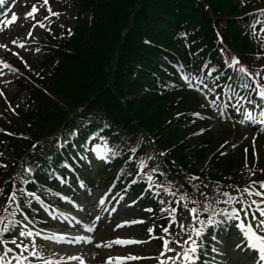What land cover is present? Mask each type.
Returning a JSON list of instances; mask_svg holds the SVG:
<instances>
[{"label": "trees", "instance_id": "obj_1", "mask_svg": "<svg viewBox=\"0 0 264 264\" xmlns=\"http://www.w3.org/2000/svg\"><path fill=\"white\" fill-rule=\"evenodd\" d=\"M69 1L79 11L76 27L50 47L54 54L49 62H58L48 77L37 80L40 86L32 84V101L39 104L24 119L39 139L64 137L66 128H76L84 136L105 120L126 149L135 148L145 158L153 155L161 169L174 164L173 172L197 174L205 164L226 176H238V154L220 157L210 150L211 133L193 136L200 123L185 111L190 95L158 88L161 81L177 79L175 71L169 73L168 62L176 52L168 50L176 49L171 38L175 29L184 59L199 51L194 25L196 35L203 37L199 42L206 47L204 53H239L249 47L239 26L249 7L234 0ZM159 152L164 154L161 158Z\"/></svg>", "mask_w": 264, "mask_h": 264}, {"label": "rangeland", "instance_id": "obj_2", "mask_svg": "<svg viewBox=\"0 0 264 264\" xmlns=\"http://www.w3.org/2000/svg\"><path fill=\"white\" fill-rule=\"evenodd\" d=\"M8 1L4 7H2L3 4H0V27H5L7 30L12 31L24 19L28 21L23 35L20 34L19 37L13 38L8 37L6 41L0 39L3 41V43L0 42V45H4L0 47V93L7 104L11 103V108L17 109L22 107L27 100L28 91L26 89L19 91L14 86L15 80L19 79V73L10 65L7 59L14 58L19 60L26 67H32L36 74L42 72V67L45 63L43 62L44 55L40 45L44 40L43 38L50 35L52 37L57 36L58 38H62L61 33L63 30L74 27L76 23V10L72 6L66 5L62 0H48L47 4H44V2L36 3L37 0ZM33 5L36 6L38 11L29 17L27 13L31 11ZM216 5L219 6L217 3ZM49 8L51 12L58 13V15H51L48 11ZM14 14L17 19L13 23L7 24L9 26H6L4 21L11 20ZM41 24L43 27H41ZM56 62L57 59H55L54 64ZM44 69L47 72L45 74L49 75V71L53 69V66L49 68L48 66H44ZM184 106L186 109L199 110L198 106L191 102H187ZM1 113L5 114V109L0 100V117ZM48 113H52L50 109H48ZM7 120L5 117L0 118V121L5 124H8ZM14 123L20 127L19 123L16 121ZM213 129L215 133L213 137L214 144L210 150L219 148L226 135L229 140L241 137L245 139L241 130H237L234 125L227 127L220 125L215 126ZM224 134H226L225 137H223ZM246 137L251 138L254 136L247 135ZM249 147H251L249 150L253 154L254 161H248V163L251 165L252 170H257L256 179H262L263 177L261 175L264 174V145L257 142L255 148L248 144L247 148ZM4 149L2 148V153L5 155L7 153ZM240 166L241 168L247 169L245 164H239L236 168H240ZM91 175L93 187L91 190L84 188L83 200L82 202H78V209L80 208L85 211H94L93 207L98 205L107 193L106 188L102 186V181L97 183L95 172L91 173ZM135 202H120L122 205L116 206V210L119 213L115 215V223L103 233L95 235L92 242L78 240L81 235L79 234L80 230H76L75 233H69L73 238H66V242L48 246L47 255H50L51 258L58 259H62L64 256L79 257L84 261V264H159V260H163L165 257L173 255V253L165 251L164 245H160L155 240L156 236L154 233L159 227L158 221L154 218V211H139V203ZM79 216L81 218L83 217L81 215ZM178 228L179 232L175 234V238L181 240L182 233H185L183 222L178 223ZM161 232L164 236H169L170 234V231L165 232L161 230ZM118 240L132 241V243H116ZM172 245L181 249L180 245L177 246V242L174 239L170 241L168 246L171 247ZM228 249V244L224 243L221 252L225 254V257ZM161 252H164V256H161ZM250 252L251 250L248 253ZM233 253L235 255L231 257L233 258V262L238 260L241 264L246 262V257L243 256L242 259H239L238 253H235L233 249L228 251V255ZM127 257L138 258L127 259ZM158 257L159 260L157 259ZM229 261L227 260L226 264H233L232 261ZM64 264H80V260L70 259L66 260Z\"/></svg>", "mask_w": 264, "mask_h": 264}, {"label": "snow or ice", "instance_id": "obj_3", "mask_svg": "<svg viewBox=\"0 0 264 264\" xmlns=\"http://www.w3.org/2000/svg\"><path fill=\"white\" fill-rule=\"evenodd\" d=\"M0 3H3V0H0ZM47 3H48V0H44V4H47ZM37 11H38V9L36 8L35 5H33L31 11L29 13H27V16L31 17ZM48 11L51 15H58V13L51 12L50 8L48 9ZM260 11L264 12V9H262ZM16 19H17V17L14 14L11 20H6V21H4V23L6 25L11 24ZM260 23H264V22H262L259 19H255L254 24H260ZM41 27H43L42 24H41ZM260 31L264 32V27L260 28ZM3 46L4 45H0V47H3ZM225 64L228 67H232L234 65L238 66L234 72V76L229 77L230 80L235 78V79H238L240 81V83L237 85L238 88L247 90L251 87V85H253V84L255 85V89H254L255 95L260 98L259 102L257 103V106L260 107V109H261L260 110V116L264 117V84H259L255 80H253L252 74L244 66H239V60L236 57H232L231 63H228L227 61H225ZM196 79L199 81L200 84L203 83V81L199 80L198 77ZM248 81H251V84ZM189 87H194V85L192 83H189ZM197 87H198V85H197ZM203 87H204V89L207 90L208 93H214L215 92V88H209V86L207 84H204ZM217 87H218V85H217ZM249 96H251V93H249ZM236 100H237V104L235 105V107L237 109H239L241 97L239 95H237ZM247 102L249 104L253 103V101L250 98L248 99ZM209 103L212 105H215L217 103V101L212 100ZM244 119H252L251 113L248 112L247 110H245ZM261 122L264 123V121H261ZM71 135H75V132H72ZM135 150H136L135 148L131 149L132 152H135ZM93 151H95L97 153L98 159H105V160L107 159L108 153H111L112 156H116L118 154L113 149L108 148L106 144H105V147L103 149H101L100 146H96L93 149ZM161 155H163V153H161ZM129 159H131V157ZM149 159H151V157H149ZM0 166H2V165H0ZM139 166L144 167L145 161L140 160ZM25 171H30V169H25ZM152 171H156V169H152ZM148 179L151 180L152 177L149 176ZM259 188L261 190H264V182H260ZM261 190L253 191L251 186H249L247 188H244L243 190L236 189L237 194H231L229 192H223L221 194L223 197L226 198L223 201V203L228 204V205L236 203L239 205V207H231L230 210L227 213H225V215L227 216L228 219H234L237 221L236 227L240 230L242 236L244 237V241L246 242V247L258 254L257 264H264V207L259 206L260 204H264V191H261ZM21 191H23V190L21 189ZM165 191H168V189L166 188ZM245 194L248 197L255 196V197H259L261 199L259 201L252 200L250 205H246L245 198H244ZM28 195L34 196L33 193H29ZM35 198L37 200L39 199V197H35ZM8 199H9V201H15L16 200L15 194L10 195L8 197ZM181 199L187 200L188 197L186 195H183L181 197ZM205 199L208 200L209 198L205 197ZM101 203H103V201H101ZM192 203L195 204L196 201H192ZM217 203H219V201H217ZM252 205L256 206L255 211H258V213H259V218L255 214H253L251 217L252 221H254L255 224L245 222V220L249 216V211L251 210ZM171 211L175 212V209H172ZM189 211H190V213H197L198 210H197V208H191ZM204 211H206V212L209 211V208L207 205L205 206ZM215 212H216V210L213 209L212 215H209L208 220H207L208 224L214 223L213 215H215ZM242 216L245 218L244 220H242ZM196 219H199L198 215H197ZM0 220H3V217H0ZM200 223L203 225L204 221H200ZM188 227L191 230V234L188 236L187 240L183 241V243L180 244L181 251H176V250L172 249L171 247H169L168 246L169 245L168 240L163 241L165 251L171 252V253H173V255L167 256L163 260H159V257H158L157 259L159 260V264H195V262L199 258L197 255V250L201 245L198 243V240L194 239L193 237L203 238L204 228L203 227L191 228V225H189ZM0 231H3V232L9 231V225L4 224L3 227L0 228ZM164 231L167 232L168 230L165 229ZM20 235L21 236H25V235L30 236V235H32V233L21 231ZM55 238L57 240L65 239L64 236H57ZM213 239H215V237H213ZM11 243L14 244L16 246V248L23 247L24 251H28L27 246H22L21 244H18L15 239H13L11 241ZM116 243H122V244L123 243H132V241L118 240V241H116ZM0 244H5V241L0 240ZM236 247L239 248L240 245L238 244ZM12 251L13 250L11 248H8L5 244L3 253H0V264H28L27 257L24 256L23 253H17L15 255L9 257L8 254L12 253ZM213 251L216 252L217 250L215 248H213ZM28 255L39 257L40 254L36 251L35 247L33 246L32 250L28 251ZM161 256H164V252H161ZM137 258L138 257H127V259H137ZM69 259L80 260V264H84V261L79 257L73 256V257H69ZM118 259H123V258H118ZM42 264H60V262L52 261V260H43Z\"/></svg>", "mask_w": 264, "mask_h": 264}, {"label": "bare ground", "instance_id": "obj_4", "mask_svg": "<svg viewBox=\"0 0 264 264\" xmlns=\"http://www.w3.org/2000/svg\"><path fill=\"white\" fill-rule=\"evenodd\" d=\"M28 24V21L24 19L19 23V26L17 28H14L12 31L7 30L4 27H0V39L6 41L8 37L13 38V37H19L20 34H24V31L26 29V26ZM3 43V41H1Z\"/></svg>", "mask_w": 264, "mask_h": 264}]
</instances>
